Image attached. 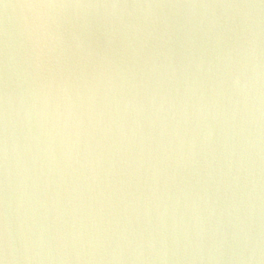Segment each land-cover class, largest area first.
I'll return each instance as SVG.
<instances>
[{"label": "water", "instance_id": "water-1", "mask_svg": "<svg viewBox=\"0 0 264 264\" xmlns=\"http://www.w3.org/2000/svg\"><path fill=\"white\" fill-rule=\"evenodd\" d=\"M0 264H264V0H0Z\"/></svg>", "mask_w": 264, "mask_h": 264}]
</instances>
